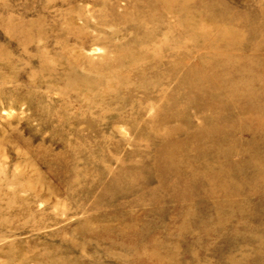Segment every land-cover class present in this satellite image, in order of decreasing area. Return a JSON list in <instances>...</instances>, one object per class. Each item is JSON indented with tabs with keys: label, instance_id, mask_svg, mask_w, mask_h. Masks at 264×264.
Instances as JSON below:
<instances>
[{
	"label": "rangeland",
	"instance_id": "rangeland-1",
	"mask_svg": "<svg viewBox=\"0 0 264 264\" xmlns=\"http://www.w3.org/2000/svg\"><path fill=\"white\" fill-rule=\"evenodd\" d=\"M109 57L146 66L114 78V97L151 99L135 122L95 109L71 126L82 95L95 106L109 93L90 70ZM261 119L264 0H0V264H140L135 250L154 264H264ZM207 129L232 148L217 159L252 151L261 168L228 165L223 195L159 179L157 143L204 164ZM104 229L141 246L85 236Z\"/></svg>",
	"mask_w": 264,
	"mask_h": 264
},
{
	"label": "bare ground",
	"instance_id": "bare-ground-1",
	"mask_svg": "<svg viewBox=\"0 0 264 264\" xmlns=\"http://www.w3.org/2000/svg\"><path fill=\"white\" fill-rule=\"evenodd\" d=\"M164 42H165V40H164ZM158 46H159V44H158ZM162 46H164V45H161V43H160L159 50ZM159 50L155 51V53L158 56L157 58H159L161 61L160 57H162V55L160 56ZM105 63H106L105 65L100 64V65L91 66L90 70L92 73H95L98 76L100 74L103 76L104 80L101 81V84H99V86L101 87L102 91L103 90L104 91L110 90L109 93H107L105 95V97L102 98V101L100 102V104H97L95 106L94 105L91 106L89 104V102L86 99H84L85 96L82 95L81 96L82 102H80L78 105L71 106V108H69V110L66 111V112H68V115H69L68 118L70 117V123H71L70 125L71 126H73V124L79 123L81 121H86L85 120V114L87 112L91 113L95 109H99L97 116L99 118H101V119H99L101 121L105 120L106 117H110L114 120L127 119L131 122H135V121H137V118L140 115V111L142 108V106H137V104L145 105V103H141V102L142 101L147 102L151 99L149 93H147L148 90H145L146 92L144 91L141 94L144 97L143 99H145V100H142V101L136 100L131 95V92L134 91V92H136V94H139L137 92L138 90H140V89H138V87L132 88L133 90L130 91V93H129V95H130L129 99H122V98L119 99V98L114 97V95H113L115 93L114 92L115 86L113 83L114 78H116L117 76L120 77L121 74H122L121 76H124L123 72H125V71L131 72L130 69L131 68L134 69L133 66H135V67L140 66L143 68H145L146 66H142L141 63H136V62L131 63L130 61H127L123 58L120 59V58H112V57L107 58V60H105ZM146 71L154 73L151 66ZM146 71L143 75L146 74ZM86 72H88V71H86ZM125 75H127V74H125ZM75 81H77V80H75ZM152 86H149L147 88H150ZM156 89H158V88H156ZM160 91H164V90H160ZM129 100H131V104H129L130 106L127 104V102ZM125 105L126 106L128 105L127 107H129V109L123 110L124 108H126ZM59 114H61V113H59ZM51 116H52V113H51ZM63 119L65 120V118H63ZM66 120H67V118H66ZM150 123L154 124L155 121L153 120ZM258 123L259 124H258L256 129H258L261 134H264V120L261 119ZM48 124H49V122H48ZM85 127H86V125H85ZM150 128L153 129L154 127H150ZM217 129L216 130L207 129V130H205L206 134L203 137L201 136L202 137L201 145L204 143L210 144L211 145L210 150L214 152V159H216V160H214L213 158L209 159V157H205L204 162H203L204 164H201V163L194 164L193 162L187 164V162L183 159V156L186 155V153H188L189 151L185 150V149H180V147H177L179 150H175V151L172 150V151L168 152V149L171 146H175L174 144H172V143H174V141L171 142V141L166 140V141L158 142L157 144L160 143V145H162V146H159V147L157 146L156 147L157 150L166 151L168 154V156H166L161 161V163L164 166L161 167L160 169H156L158 178L159 179L160 178H164V179L167 178L166 182H170V183L174 182L175 184L184 183L186 186H191V185H193V183L198 182L202 179L208 185L207 187L211 188L209 190V193L218 192V195H223L224 192L229 191V183L232 182L231 177H230L229 172H228V168H229L228 165H230V167H237L239 165V163H243L244 165H248L250 167L254 166L255 168H257V170L261 168V163L257 160L256 155L252 151H248L247 155L243 154L241 159L239 158L238 160H234V161L227 160L226 158L217 159L220 154L226 153L227 151L230 152L232 150L231 146H229V147L224 146L223 144H225V143H223V141L219 142V140L221 138V131L217 130ZM157 137H160V136H157ZM201 145L196 150V153H195V155L199 156V157L202 156V154L200 153V150H199L201 148ZM212 157H213V155H212ZM179 160H184V161L181 163ZM188 171H190L191 174L194 176L193 178H191V179L183 178V174L188 172ZM161 173H163V174H161ZM257 175L259 176L258 181L260 182L261 181L260 178L264 175V167L261 169L260 173ZM225 184L227 185V187L224 186ZM214 189H217V190L214 191ZM133 201H134V199H133ZM186 201H188V200H186ZM219 209H221V207H216V209H215L216 213L218 212L217 210H219ZM216 221H217V224H221V222H223L224 220H221V216H220V214H218ZM88 231H87L85 236L95 235L100 239V241L102 243L103 242H105V243L109 242V243H118L120 245L127 244L129 246H132L133 248H137L138 246H141L139 244V242H140L139 240H141L140 237H137L135 239H126L123 236L122 231L119 232L116 229L111 230V231L106 230V229H104V230H93V231H89V232ZM79 238H80V241L83 243V239H84L83 236H80ZM82 246H83V244L79 248L84 249V247H82ZM76 247H77V245H76ZM134 253L136 255V258L140 259V264H152V263L154 264V261L156 260L155 258L157 256H159V255L155 254L154 250H152V251L150 250V252L146 251L143 253H139L135 250ZM158 259H159V257L157 258V260Z\"/></svg>",
	"mask_w": 264,
	"mask_h": 264
}]
</instances>
